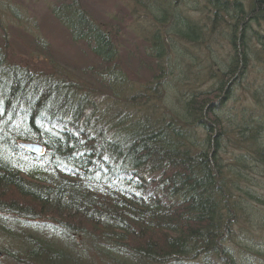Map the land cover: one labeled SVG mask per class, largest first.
<instances>
[{"label":"trees","instance_id":"16d2710c","mask_svg":"<svg viewBox=\"0 0 264 264\" xmlns=\"http://www.w3.org/2000/svg\"><path fill=\"white\" fill-rule=\"evenodd\" d=\"M207 1L216 34L171 2L143 1L159 24L147 38L151 63L168 55L164 36L201 48L202 35L226 28L232 46L206 89L185 88L184 75L175 82L170 109L156 93L126 98L111 32L75 0L51 13L99 65L94 78L115 91L119 109L86 83L15 61L0 42V264H264V243L247 226L264 230L253 181L264 172V115L238 119L224 105L243 73L264 72V0ZM251 93L264 114V84Z\"/></svg>","mask_w":264,"mask_h":264},{"label":"rangeland","instance_id":"374dc122","mask_svg":"<svg viewBox=\"0 0 264 264\" xmlns=\"http://www.w3.org/2000/svg\"><path fill=\"white\" fill-rule=\"evenodd\" d=\"M62 1L71 2L72 0H0V42L5 45V49L15 61L34 67L36 70L53 72L54 75L64 79H77L79 82L97 89L95 94L102 92L104 95L107 93L108 98L106 97L103 104L120 103L121 100L118 102L114 100L113 94H116L114 90L107 88L106 85H101L98 79L94 78L95 70L99 65H94L89 56L81 54L80 49L83 51V47L81 48L70 37L71 33L68 29L52 15V6ZM75 1L78 4L77 7L83 12L85 11L91 20L102 25L105 31L111 32V40L114 41L116 53L121 58L118 67L126 74L124 75L126 77L124 86L127 88L128 94L126 98H134L137 92L142 94V91L151 95L159 94L161 99L157 101L158 105L164 109H170L177 105L174 94L179 88L174 84L179 78H183V75L185 88L193 86L206 89L211 83V77H217L220 71L226 69L224 64L232 53V46L226 39V28L220 38L215 35L216 32L210 19L211 9H209L207 0H158L165 7L168 3H173L177 14L191 20V23L197 25L196 29L205 24L211 26L210 29L215 33L213 35L210 33L211 31L208 32L209 36L207 35L206 39H203L202 35L201 43L199 42L201 48H196L195 45H198L196 42L191 45L190 40L185 38L182 40L173 35L169 38L164 36L166 40L163 42L164 48L168 55H164L160 59V63L158 60H153L151 63L153 57L146 58V49L150 45L147 38L152 35L153 29H157L159 24L152 21L153 17L150 16L149 8L143 6L144 0ZM240 1L244 7L248 8L253 0ZM154 12V15L158 17L160 12L159 14ZM168 14L171 15L172 11H168ZM169 24L170 22L164 23L163 25L166 26L157 33H160L161 36L164 33L169 35ZM193 24L192 27H195ZM259 26H261L259 29H264V21H261ZM42 39L47 42V46L42 47ZM186 46L188 49L184 50ZM158 64L161 70L156 71ZM192 67L194 68L190 71ZM198 70L200 73H196ZM260 71L264 73L262 69ZM261 73L252 69L243 73L238 85L233 86V96L224 104L228 115H237L238 119L241 111L264 115L263 112H259L258 104L251 93L254 87H263L264 83L259 76ZM157 75L160 79L159 82H157ZM155 80L156 83L150 88L149 85L153 84ZM195 80L197 81L195 82ZM121 94L123 95V92ZM119 105L121 106L122 102L117 104L118 109ZM250 108L251 110H249ZM261 175L253 181L258 182L259 188L255 189L264 199V172H261ZM255 211L259 215L258 219H262L264 224L263 207L257 204ZM247 226L248 231L254 235L253 239H258V243L261 240L260 244H263L264 230L257 231L252 227L251 222H248ZM2 257V260L6 262L7 258L4 255ZM11 264L17 263L11 261Z\"/></svg>","mask_w":264,"mask_h":264},{"label":"water","instance_id":"95a60500","mask_svg":"<svg viewBox=\"0 0 264 264\" xmlns=\"http://www.w3.org/2000/svg\"><path fill=\"white\" fill-rule=\"evenodd\" d=\"M30 146V148H32L33 150H36V151H40L41 150V146H39L38 144L36 145H28Z\"/></svg>","mask_w":264,"mask_h":264},{"label":"bare ground","instance_id":"6f19581e","mask_svg":"<svg viewBox=\"0 0 264 264\" xmlns=\"http://www.w3.org/2000/svg\"><path fill=\"white\" fill-rule=\"evenodd\" d=\"M107 46H109V45L107 44ZM109 47H110V46H109ZM81 50H82V49H81ZM81 54L83 55V54H85V52H84V53H81Z\"/></svg>","mask_w":264,"mask_h":264}]
</instances>
